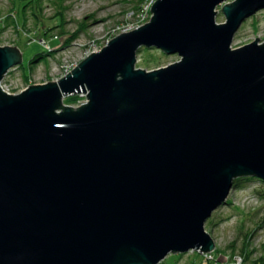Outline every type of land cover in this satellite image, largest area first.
Listing matches in <instances>:
<instances>
[{
	"label": "water",
	"instance_id": "95a60500",
	"mask_svg": "<svg viewBox=\"0 0 264 264\" xmlns=\"http://www.w3.org/2000/svg\"><path fill=\"white\" fill-rule=\"evenodd\" d=\"M264 0H157L58 81L1 86L0 264H160L211 254L235 181H264V43L233 49ZM223 13L226 21L218 23ZM142 48L178 55L137 68ZM84 92L81 107L65 99Z\"/></svg>",
	"mask_w": 264,
	"mask_h": 264
},
{
	"label": "rangeland",
	"instance_id": "374dc122",
	"mask_svg": "<svg viewBox=\"0 0 264 264\" xmlns=\"http://www.w3.org/2000/svg\"><path fill=\"white\" fill-rule=\"evenodd\" d=\"M139 1L34 0L23 12L14 0H0V47L17 46L23 52L22 66L12 69L5 83L19 93L30 85L57 81L67 67L80 64L126 29L149 23L153 13L139 8ZM225 21L220 13L217 22ZM258 37L264 43V9L242 24L232 47L246 46ZM179 60L178 55L142 48L137 68L153 71ZM78 103L65 102L71 107ZM206 231L216 243L215 252L170 254L160 264H250L254 260L264 264V181L257 177L237 179L227 203L207 221ZM243 251L251 254L248 263L243 260Z\"/></svg>",
	"mask_w": 264,
	"mask_h": 264
},
{
	"label": "built area",
	"instance_id": "2783aa9c",
	"mask_svg": "<svg viewBox=\"0 0 264 264\" xmlns=\"http://www.w3.org/2000/svg\"><path fill=\"white\" fill-rule=\"evenodd\" d=\"M152 0H147V1H145V3H143L142 4V6H141V8H143V11L144 12H146L147 14H151V12H152V7H153V5L155 4V2H151ZM146 14V15H147ZM149 15H147L146 17H148ZM147 19V18H146ZM150 19V18H149ZM143 26V25H142ZM141 26H138V28H140ZM137 28V29H138ZM135 30V29H134ZM131 31H133V29L132 30H128V29H126V31H124L123 33H127V32H131ZM79 64H76V65H72V66H69V67H67L66 69H65V72H64V75L61 77V78H63V77H65V76H67V74L69 73V72H71L76 66H78ZM11 72V71H10ZM9 72V73H10ZM8 73V74H9ZM60 78V79H61ZM60 79H58V80H60ZM57 80V81H58ZM5 79H4V81L2 82V84H1V86H2V88H3V90L5 91V92H7V93H9V94H18V93H14L13 91H12V89H11V87L10 86H8L6 83H5ZM25 90V89H24ZM24 90H22V91H24ZM21 91V92H22ZM21 92H19V93H21ZM78 95H80L81 96V99L78 101L79 103H78V105H77V107H81L82 105H84V104H87L88 103V98H87V95L84 93V92H81L80 94H78ZM82 98H84L83 100H82Z\"/></svg>",
	"mask_w": 264,
	"mask_h": 264
},
{
	"label": "trees",
	"instance_id": "16d2710c",
	"mask_svg": "<svg viewBox=\"0 0 264 264\" xmlns=\"http://www.w3.org/2000/svg\"><path fill=\"white\" fill-rule=\"evenodd\" d=\"M145 0H140L138 3V7L141 8L142 4L144 3ZM15 5H17V8L20 7V9L25 12L27 11V9L30 7V5H32L34 3V0H14ZM138 8V9H139ZM12 16V15H11ZM58 28V27H55ZM54 28H51L49 30H47L45 33H48L50 30H53ZM58 39V38H57ZM154 50V49H153ZM157 50V49H156ZM22 66V65H21ZM80 100V97L78 95H74V96H70L68 97V100L66 99L65 102H70V104H75L76 102H78ZM69 104V103H67ZM247 178H251V177H247ZM245 179V178H244ZM245 253V255H244ZM250 255L248 251L246 252H242V256L244 257L243 260L245 261V263H248V261L250 260ZM228 264H232V263H228ZM235 264V263H234ZM250 264H262L259 263L258 260H254L252 261Z\"/></svg>",
	"mask_w": 264,
	"mask_h": 264
},
{
	"label": "bare ground",
	"instance_id": "6f19581e",
	"mask_svg": "<svg viewBox=\"0 0 264 264\" xmlns=\"http://www.w3.org/2000/svg\"><path fill=\"white\" fill-rule=\"evenodd\" d=\"M79 97H80V99H81V96L80 95H78Z\"/></svg>",
	"mask_w": 264,
	"mask_h": 264
}]
</instances>
